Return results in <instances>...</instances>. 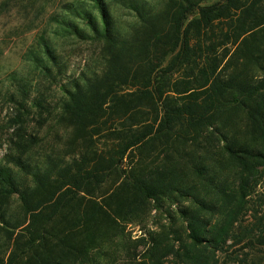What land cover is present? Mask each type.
<instances>
[{
    "label": "rangeland",
    "instance_id": "rangeland-1",
    "mask_svg": "<svg viewBox=\"0 0 264 264\" xmlns=\"http://www.w3.org/2000/svg\"><path fill=\"white\" fill-rule=\"evenodd\" d=\"M199 1L201 5H210L225 0ZM242 1L255 10L257 20L264 19V4L256 7L255 0ZM105 2L120 38L128 40L129 45L141 46L149 34L143 20L128 5L115 0ZM138 2L148 16L156 19L157 31L167 33L173 10L171 2ZM66 3L90 8L99 19L91 0H0V165L10 171L19 190L36 186L34 172L47 174L51 180L66 165L84 161L85 157L91 163L92 157L104 155L120 138L121 131L137 120L151 123L156 117L158 122L165 104L196 102L204 104L209 111H221L217 119L205 121L199 131L177 130L169 136L156 133L148 142L128 151L102 185L81 194L83 204L95 201L113 214L100 218L99 238L91 249L94 264H136L137 261L149 264V255L141 256L144 247L140 237L147 241L152 232L168 237L184 234L185 222L180 210H195L196 198L209 200L214 194L213 185L222 179L227 180L230 189L239 187V174L217 160L221 158L217 148L225 143L221 130L227 138L234 137L251 149L264 151V142L251 137L245 110L231 101L230 93L219 99L221 103L209 105L213 80L235 78L248 82L264 75V28L254 26V20L244 26H239L235 17L232 21L216 20L212 26L193 31L188 62L183 63L180 58L171 67L170 58L179 51V46L171 52V41L167 40V49L152 54L155 69L149 86L159 87L162 98L147 100L139 97L141 87L137 77H133L137 76L138 58H134L128 74L123 72L125 77L116 76L122 67L111 63L104 39L93 36L78 18H74L75 23L88 34L84 39L68 32L67 26L60 23ZM40 35L48 39L60 61L58 68L53 67L52 77L43 75L26 59L27 50L36 46ZM14 76L26 80V95L21 93L22 87ZM114 77L119 81L113 85ZM74 82L89 95L100 91L104 96L96 123L85 121L79 125L65 115L63 102L74 90ZM224 119L228 122L223 123ZM17 160L26 167L17 164ZM81 163L88 165L86 161ZM202 166L206 168L204 173ZM138 176L172 180L183 190H172L158 201L139 202L134 194L126 193ZM126 195L127 204L123 203ZM263 214L264 165H259L255 177L249 181L236 224V236L243 240L235 243L237 237H233L227 242L228 247L219 256L220 264H264V244L257 240L256 227L257 217ZM211 217L215 221L220 216ZM30 220L17 194L0 197V264L34 262L41 243L29 233ZM74 224L77 221L73 213L58 216L46 237L48 245H56L59 235ZM251 236L255 237L249 243ZM160 262L157 264H173V258L164 257Z\"/></svg>",
    "mask_w": 264,
    "mask_h": 264
},
{
    "label": "trees",
    "instance_id": "trees-1",
    "mask_svg": "<svg viewBox=\"0 0 264 264\" xmlns=\"http://www.w3.org/2000/svg\"><path fill=\"white\" fill-rule=\"evenodd\" d=\"M93 9L99 15V19L90 8H84L81 4L66 3L63 6V18L61 24L67 26L68 32L76 37L84 39L86 31L79 27L74 18L83 20L92 31L93 36L105 41L106 50L110 55L113 65L122 67L118 77H125L131 70V63L138 58L136 69L141 91L140 98L161 99L162 91L159 87L150 89L152 74L155 69L152 62V54L159 49H167V40L170 39V51L174 52L179 46V51L170 58V66L175 65L181 58L187 63L190 56L193 31H200L203 27L212 26L216 20L237 18L239 26L246 25L249 20H254V26L263 25L264 19L257 20L255 10L242 0H225L223 3L201 5L199 0H169L172 6L171 22L166 32L157 31L156 19L145 10L138 0H115L117 3L128 5L143 20L149 29V34L144 38L141 46L129 45L128 40L120 38L118 30L111 20L105 0H91ZM256 7L264 4V0H255ZM264 13V10H263ZM191 15H194L190 17ZM240 27H238L239 29ZM166 33V34H165ZM183 57V58H182ZM26 59L31 61L35 68L46 77L53 76V67L60 65L57 54L52 49L48 39L40 35L36 40V46L27 50ZM111 74V73H110ZM109 74V75H110ZM108 77V76H107ZM22 87V94H27L26 80L23 77H13ZM119 79L114 77L111 84ZM74 90L68 93V99L63 102L65 115L72 118L76 124L82 125L85 121L89 124L97 122L99 109L104 100L100 91H94L91 95L84 87L74 82ZM209 102H218L226 93H230L231 101L245 110V117L249 124V132L254 140L264 142V75L252 81H240L231 78L226 81L213 80L211 83ZM225 105L224 103L222 104ZM207 108L213 106H206ZM220 108V107H219ZM220 110L209 111L204 104L187 102L179 105L165 104L160 111L157 122L155 117L151 123L137 120L127 130L121 131L119 139L114 142L103 155H97L91 159L85 157L84 161L74 162L57 170L56 176L50 180L46 174L34 172L32 174L36 186L19 190L13 176L8 169L0 165V197H9L17 194L21 201L22 210L29 214L31 220L28 223L29 233L33 240H39L41 250L36 254L32 264H69L79 261L80 264H94L91 257V249L99 238L100 218L111 217V213L99 206L95 201L83 204V194H88L92 189L98 188L105 182L107 175L114 171L115 167L123 160L128 151L140 146L153 138L156 133L169 136L177 130L199 131L205 121L217 119ZM228 122L227 119L223 123ZM155 126L156 129H155ZM221 135L225 143L217 148L218 155L225 166H231L239 174V187L229 188L227 180L215 182L213 196L209 200L196 198L195 210H180L185 226L184 234L168 237L158 233H149V237H140L143 241L141 256L149 255V264L161 263V258L171 256L173 264H220V254L225 250L227 242L236 236V224L241 215L243 199L247 193L249 181H251L259 165H264V151L251 149L245 143L236 138H227L225 132ZM221 162V163H222ZM17 164L23 165L17 160ZM206 168L202 166L201 173ZM213 182V178L211 180ZM132 187L126 193L134 194V199L139 202L158 201L161 195H168L172 190H183L172 180H151L149 176H138L131 181ZM126 195L123 203L127 204ZM204 211V214H200ZM73 213L77 224L70 225L59 235L58 242L49 246L46 237L50 235V229L55 220L61 214ZM206 212V214H205ZM209 214V216H207ZM212 214L220 217L212 221ZM264 214L257 217L259 233L257 240L264 244ZM263 232V234H262ZM253 234L252 232H250ZM252 237L247 240L249 243ZM243 237L235 238L239 243ZM38 253V252H37ZM136 264H145L137 261Z\"/></svg>",
    "mask_w": 264,
    "mask_h": 264
}]
</instances>
